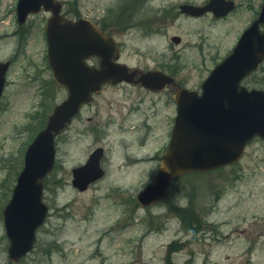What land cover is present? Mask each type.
<instances>
[{"label": "rangeland", "instance_id": "rangeland-1", "mask_svg": "<svg viewBox=\"0 0 264 264\" xmlns=\"http://www.w3.org/2000/svg\"><path fill=\"white\" fill-rule=\"evenodd\" d=\"M125 1L60 0L63 16L92 18L99 25L104 17L112 20L117 28L114 36L123 46L124 61L134 65L145 47L137 49L138 36L130 20L119 28L123 19L119 11L127 4ZM262 1L234 0L235 10L211 23L208 29L210 23L204 20L207 69L230 52ZM179 23L171 34H182L194 27ZM150 41L157 46V52L166 53L162 39L156 36L145 39L143 44ZM12 47L11 39H0V60L9 55ZM37 49L39 45H27L25 57H31L30 50ZM195 51L187 48L181 53L188 61ZM257 72L243 84L264 91V62ZM23 73L18 66L11 70L0 102V264H264L263 140L250 141L235 164L177 178L162 203L143 208L136 203L135 195L150 183L157 163L138 164L132 155L138 158L153 153L158 144L153 138L157 132L144 147L134 141L119 145L117 135L106 136L103 144L107 152L102 161L105 178L80 192L71 187V170L85 162L97 143L93 142L95 136L79 134L83 124L78 120L57 141L56 168L45 178L42 198L49 214L36 231L34 249L25 259L9 262L1 211L11 197L21 153L29 141L27 130L21 131L26 124L25 114L38 110L41 99L33 94L34 85L22 77ZM50 90L47 103L52 108L62 100L64 92L51 85ZM122 94L119 89H108L96 102L101 108L107 106V98L121 103L118 97ZM156 109L158 119L169 114V110L158 106V101Z\"/></svg>", "mask_w": 264, "mask_h": 264}, {"label": "water", "instance_id": "water-1", "mask_svg": "<svg viewBox=\"0 0 264 264\" xmlns=\"http://www.w3.org/2000/svg\"><path fill=\"white\" fill-rule=\"evenodd\" d=\"M56 6L57 16L60 6ZM261 7L258 19L242 34L231 54L210 73L200 97L186 92L177 95L179 109L170 143L155 178L136 195L140 206L162 200L173 177L233 164L251 139L256 135L264 139V92L239 87L243 77L255 69L264 56V31L261 33L258 29L259 24L264 25V3ZM231 9V1L211 0L201 10H212L215 16H223ZM63 22L68 40L60 47L49 45L48 60L55 81L63 85L69 95L54 109L46 127L28 146L11 200L2 211L12 262L32 249L34 231L47 213L40 200L41 180L53 169L55 134L76 114L90 92H97L104 83L120 81L126 74L125 68L113 62L118 59L113 41L100 34L90 21ZM74 48L78 49L75 53ZM91 55L100 58L99 68L82 69V65L79 68L81 61ZM70 58L73 64L67 63ZM5 66L0 64V68ZM69 75L70 80H67ZM100 157V150L95 151L83 166L74 168L73 188L84 191L101 176Z\"/></svg>", "mask_w": 264, "mask_h": 264}, {"label": "flooded vegetation", "instance_id": "flooded-vegetation-1", "mask_svg": "<svg viewBox=\"0 0 264 264\" xmlns=\"http://www.w3.org/2000/svg\"><path fill=\"white\" fill-rule=\"evenodd\" d=\"M18 1L0 0V20H7V23L3 24L0 29V38L11 39L13 46V49L5 58L6 61L10 62L6 73L9 75L11 70L18 66L24 72L22 77L26 76V79H30V82L34 85V94L38 93L39 88L46 86V82L43 81L50 74L46 60L48 39H46L45 26L52 12L45 10L42 5L38 11L27 10L24 12V16L19 19ZM125 2L127 4L123 5L121 11H119V14H123L119 28H122L130 20L138 36L137 49L141 51L145 48L141 51L142 54L139 55L140 59L134 65L123 61V56L121 58L122 64L133 71L136 70L133 81L138 80L140 77L143 78L145 74L157 72L167 77L163 80L162 86L154 83L160 78L159 76L151 78L150 80L153 81L146 88L141 82L104 85L100 89V93L93 98V103L82 107L80 117L84 113V120L91 124L86 127L87 131L100 133L102 137L109 134L117 135L121 144H131L134 141L137 146L144 147L149 144L148 141L151 135L157 132L153 138L157 141L158 146L153 154L151 153L146 157L137 158L134 155L132 157L138 164L142 161L159 163L167 145L166 139H169L170 129L176 114L174 95L179 89L200 93L203 80L209 75L211 68L218 63L213 61L214 64L210 69L206 68V57L203 53L204 47H207V43L204 41L206 38L204 20L210 23L207 25L208 29L211 23L223 20V18L217 19L211 12L200 16L182 12L185 5L202 6L207 3V0L202 2L198 0L173 2L167 0H126ZM258 8L260 9V5ZM257 9L255 13H257ZM248 10L250 11L251 8ZM2 21L0 23H3ZM111 21L104 17L101 24L99 25L98 22L97 24L107 36L115 38L114 33H117V28H114L115 25ZM177 22H180L179 25L181 26L190 23L194 27L187 32L183 31L182 34L177 32L171 34V29L174 28ZM156 36L166 44V53L157 52V46L154 45L153 41H150L152 42L150 44H145L146 46L143 44L145 39H154ZM117 42L122 55L123 46H121L120 41L117 40ZM27 45L32 47L39 45L40 50L37 49L35 52L30 50L31 57H25L26 51L24 48ZM187 48L196 50V54L190 56L188 61L183 56L184 52L181 53ZM96 62L97 60L91 59L88 64L90 66L96 65ZM43 77L44 80H42ZM114 88H120L119 90L123 93L122 96L118 97L122 98L121 103H118L119 100L111 98L106 99L107 106H104V108L95 103L100 95H103L108 89L114 90ZM157 101L158 106H163L169 110V114L165 119H158ZM129 135L133 137L128 138ZM153 175L152 173L151 177Z\"/></svg>", "mask_w": 264, "mask_h": 264}, {"label": "trees", "instance_id": "trees-1", "mask_svg": "<svg viewBox=\"0 0 264 264\" xmlns=\"http://www.w3.org/2000/svg\"><path fill=\"white\" fill-rule=\"evenodd\" d=\"M38 129H39V128H37L36 130H34V132L37 131Z\"/></svg>", "mask_w": 264, "mask_h": 264}, {"label": "clouds", "instance_id": "clouds-1", "mask_svg": "<svg viewBox=\"0 0 264 264\" xmlns=\"http://www.w3.org/2000/svg\"><path fill=\"white\" fill-rule=\"evenodd\" d=\"M165 174H167L166 170H165Z\"/></svg>", "mask_w": 264, "mask_h": 264}]
</instances>
